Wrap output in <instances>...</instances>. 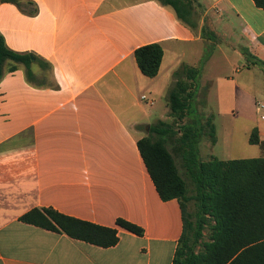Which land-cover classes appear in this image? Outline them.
Instances as JSON below:
<instances>
[{"label":"crops","instance_id":"obj_1","mask_svg":"<svg viewBox=\"0 0 264 264\" xmlns=\"http://www.w3.org/2000/svg\"><path fill=\"white\" fill-rule=\"evenodd\" d=\"M16 1L0 0V33L9 49L33 57L32 75L41 63L48 74L30 82L23 64L7 61L0 80V264H173L181 204L160 198L138 141L166 122L184 67L199 68L201 80L220 53L238 58L234 73H264V9L194 0L185 23L158 0ZM154 43L164 57L148 78L135 51ZM34 208L117 228L119 242L102 248L20 221ZM120 218L144 235L118 227Z\"/></svg>","mask_w":264,"mask_h":264},{"label":"trees","instance_id":"obj_2","mask_svg":"<svg viewBox=\"0 0 264 264\" xmlns=\"http://www.w3.org/2000/svg\"><path fill=\"white\" fill-rule=\"evenodd\" d=\"M2 1L18 3L16 0ZM158 1L171 6L183 22L190 23L194 0ZM253 1L257 8L264 9V0ZM163 57L160 43L135 51L138 67L148 78L158 75ZM7 61L23 64L27 68L28 80L32 82L33 57L9 49L0 33V80ZM183 72L185 78L176 81L169 94L171 116L175 118L177 130L173 124L161 121L138 141L140 154L160 198L163 201L177 199L181 204L184 232L173 264H264V157L200 160V131L193 124L183 122L191 113L201 72L199 68L192 67H184ZM177 134H181L178 140L180 151L198 185L199 219L194 237L189 233L194 227L187 206L188 183L181 176L166 142ZM249 142L260 145L264 152V142L260 140L257 128ZM20 221L102 248L113 247L119 242L117 228L74 218L53 208H34L22 215ZM116 224L138 236L144 235L141 226L125 219H118ZM206 229L209 236L205 240Z\"/></svg>","mask_w":264,"mask_h":264},{"label":"rangeland","instance_id":"obj_3","mask_svg":"<svg viewBox=\"0 0 264 264\" xmlns=\"http://www.w3.org/2000/svg\"><path fill=\"white\" fill-rule=\"evenodd\" d=\"M130 1V0H129ZM184 4V3H183ZM218 62L213 67L212 74H204L202 79L197 81V95L194 98L191 113L186 117L183 124H193L200 131L198 144L199 158L202 162L212 159L229 161L240 158H252L264 155L263 150L252 146L249 142L254 129L264 128V107L258 109L261 104L264 106V73L254 68L251 71L245 69L242 74L234 73V65H237L238 58L230 55L229 63L219 53L216 57ZM42 70L38 76L32 75L34 81L43 83L47 80L48 66L41 63ZM245 68V64L241 66ZM232 76L234 80L219 81V77ZM212 83V84H211ZM242 84L245 91H242L237 84ZM212 85L207 91L208 85ZM224 85L219 91V85ZM240 84V85H241ZM166 105V103H165ZM164 111V104L160 107ZM164 113V112H163ZM160 119L169 124H175V118L169 112L163 114ZM150 130H147L148 135ZM181 134L173 139H167V147L174 155L181 176L188 183V213L194 229L189 232L195 236V229L198 227V202L197 182L192 176L187 160L180 151L179 139ZM257 155V156H256ZM261 155V156H262ZM205 240L209 231H204ZM200 247H198L199 249Z\"/></svg>","mask_w":264,"mask_h":264},{"label":"built area","instance_id":"obj_4","mask_svg":"<svg viewBox=\"0 0 264 264\" xmlns=\"http://www.w3.org/2000/svg\"><path fill=\"white\" fill-rule=\"evenodd\" d=\"M262 107H263V105L260 104V105L258 106V109H260V108H262ZM263 119H264V117H263Z\"/></svg>","mask_w":264,"mask_h":264}]
</instances>
